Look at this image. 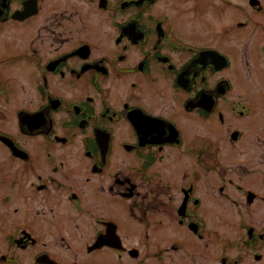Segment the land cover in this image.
Listing matches in <instances>:
<instances>
[{"label":"flooded vegetation","instance_id":"1","mask_svg":"<svg viewBox=\"0 0 264 264\" xmlns=\"http://www.w3.org/2000/svg\"><path fill=\"white\" fill-rule=\"evenodd\" d=\"M206 197L264 264V0H0V264L202 263Z\"/></svg>","mask_w":264,"mask_h":264},{"label":"rangeland","instance_id":"2","mask_svg":"<svg viewBox=\"0 0 264 264\" xmlns=\"http://www.w3.org/2000/svg\"><path fill=\"white\" fill-rule=\"evenodd\" d=\"M243 31L245 30H241L239 32H243ZM175 168H176V172L179 173L181 169L179 159L175 161ZM212 181L214 183L218 182L217 173H212ZM197 211L207 220L208 223V232L210 233V237L208 241L211 243L210 249H211L212 257L210 259H203L202 263L195 262L194 264H208V263L216 262V260L220 258V254H221V242L231 244L230 252L233 255H235L239 251H242L243 246H239L238 242L242 240L243 237L236 224L237 211L235 208L226 207V209H224L222 205L214 202L213 197L211 198L206 197L204 199V203L202 204L201 207L197 209ZM187 234H188L187 230L179 226L178 232H176V237L180 240H182L183 238L187 246H193L194 248L201 243L202 250L200 251L206 252V250H204L205 249L204 246L208 245V241L203 243L193 237H190L189 234H188L189 238H187ZM240 254L241 253H239L238 255ZM178 258L179 255L175 253V259ZM251 263L252 262L250 258L245 261V264H251ZM179 264H186V263L180 260Z\"/></svg>","mask_w":264,"mask_h":264},{"label":"water","instance_id":"3","mask_svg":"<svg viewBox=\"0 0 264 264\" xmlns=\"http://www.w3.org/2000/svg\"><path fill=\"white\" fill-rule=\"evenodd\" d=\"M182 210H184V208L181 209V212H183Z\"/></svg>","mask_w":264,"mask_h":264}]
</instances>
